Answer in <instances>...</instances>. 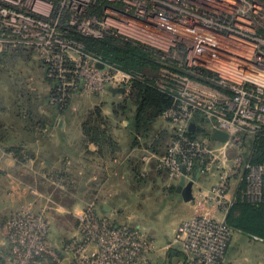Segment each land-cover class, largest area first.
Returning a JSON list of instances; mask_svg holds the SVG:
<instances>
[{"label":"built area","instance_id":"built-area-1","mask_svg":"<svg viewBox=\"0 0 264 264\" xmlns=\"http://www.w3.org/2000/svg\"><path fill=\"white\" fill-rule=\"evenodd\" d=\"M263 1L0 0V54L34 50L47 78L57 82L50 104L63 108L74 93L122 90L123 99L135 81L145 79L95 57L69 33L112 36L149 50L161 66L154 87L173 101L161 118L177 133L158 168L172 181L196 171L216 175L212 194L201 202L211 201L224 215L232 205L231 179L243 182L240 202L256 204L264 195V165L244 158L245 145L264 138ZM196 115L226 141L189 139ZM55 177L53 185L69 186L67 178ZM20 206L3 223V264H156L160 249L147 233L101 217L93 206L81 212L77 233L60 249L45 210ZM231 239L219 214H196L177 226L173 244L185 256L182 264H222Z\"/></svg>","mask_w":264,"mask_h":264},{"label":"crops","instance_id":"crops-1","mask_svg":"<svg viewBox=\"0 0 264 264\" xmlns=\"http://www.w3.org/2000/svg\"><path fill=\"white\" fill-rule=\"evenodd\" d=\"M36 69L37 74L33 77L34 83H32L35 88H39L38 95L42 101L40 102L41 106L37 109L45 115V118H43V122L31 119L30 121L27 116L28 119H26L24 112L18 107L16 109L13 104L14 112H9V114L14 116L15 121L20 122L16 130H19L23 139L20 142L12 140L7 144L4 143V145L26 148L36 160L40 161V165L37 167V172H34V170L24 168L21 163L12 158H0V160H4L5 168V171L1 173L4 178L1 176L0 178L6 180L3 186L4 195L0 200V211H3L5 215H1L7 218L19 204L28 202L30 199L36 203V207L43 203V200L28 196L26 195L27 192L22 190L20 187L22 183L18 180L20 172L27 171L39 182L43 179L41 173L46 172V170L50 171L52 175L61 174L64 176L63 173L72 177L78 175L84 186V194L87 195L85 205L94 204L97 214L101 217L110 218L117 224L143 230L155 239L160 248V255L155 261L156 264H182L177 257L171 254V250L179 251L172 243L173 234L168 240L165 239L166 237H162L164 235L163 233L161 235V232V237L154 234L153 227L156 225V218L159 219L158 221H165L164 219H169V216H173L175 219L183 218L182 216L188 207L193 204L194 200L184 202L178 192L182 179L185 184H192V197L194 199L196 192L209 191V188L215 185L218 177L216 175L204 176L196 171L188 178L172 181L169 177L163 179L162 173L156 169L155 176L151 178L140 174L137 170L140 163H138L140 143L147 145L154 152L163 150L164 144L172 137L167 123H164L161 118L158 119L156 126L151 124L157 131L155 137L147 134V136L141 137V142L138 141V135L140 133L145 134V132L136 129L134 126L135 117L131 112L126 114L123 124L111 122L112 115L115 116L118 113L117 105L122 99L110 90H107L99 98H90L84 103L73 100L65 110L58 111L47 102L49 87L38 63ZM10 87V91L15 88ZM78 114L79 118H77ZM60 116L64 117L65 120L63 129L58 127ZM24 120L27 122L24 123ZM38 124L42 125L39 127ZM197 124L203 125L205 122L201 119ZM42 129H46L48 133L44 135L41 132ZM148 130L149 128L145 131ZM207 131V134L212 138L213 133ZM153 178L156 181L159 180L161 187L153 185L155 182L152 181ZM146 179L150 180L149 187L146 185L148 184ZM163 181L164 184H162ZM206 181L209 182V186L211 185L208 186V189L203 185ZM242 187L243 182L231 179L227 193L229 202L234 203L238 199ZM157 189H160L159 201L154 197ZM142 190V194L139 193ZM146 195L148 196L143 198ZM129 209L142 210L139 212L142 214H139L137 220L143 219V221L138 224V221L126 220L123 217L124 212H128ZM229 209L230 207L224 215L219 213L220 218L226 221ZM6 255L7 249L3 258L0 259V264H3Z\"/></svg>","mask_w":264,"mask_h":264},{"label":"rangeland","instance_id":"rangeland-1","mask_svg":"<svg viewBox=\"0 0 264 264\" xmlns=\"http://www.w3.org/2000/svg\"><path fill=\"white\" fill-rule=\"evenodd\" d=\"M26 52H28L27 55L26 54H21V56L10 55V57H12V59L9 60L11 64H7L8 66L3 67L0 70V145H2L0 146V158L1 157L3 159H6V157L12 158L16 160L17 162L21 163L24 168L29 169V170H34V172H37V169H38L37 167L38 165H40V161L36 160L28 152L26 148H19V146L13 147V146L4 145V143L7 144L8 142L12 140L20 142L23 139L20 136L21 134L19 130H16L18 129V124H20V122L15 121L14 116L9 114V112H12V113L14 112L13 104L16 106V109L17 107L21 108V106H23L24 109H28L29 115H30L29 118L33 121L35 120V121L43 122L44 120L43 118H45V115H43L41 111L39 112L37 109L38 107L41 106L40 102L42 101L41 97L38 95L39 88L37 87L35 88L33 86V83H34L33 77L37 74L36 64L39 62V57H38V54L34 52V50L24 49L23 53H26ZM91 54L94 55L95 57L102 58L99 55H95L93 53ZM160 68L161 66L158 65L157 68H154L153 70L149 66V68L147 67L145 68V73L146 75L150 77H154L155 75L157 76ZM10 86H12V88L15 87L14 90L12 89V91H10L11 90ZM21 90H23L24 92H21ZM104 93L105 92H103V94ZM78 95L79 93L75 94L73 98L70 100V102L74 100L79 103L80 102L84 103L86 102V100L90 98H94V99L99 98L102 94L101 95H88V96H84V95L78 96ZM116 95L119 96L120 94H116ZM24 96L27 99H24ZM75 98L77 99L75 100ZM55 104L57 103H53L52 106ZM104 108L106 109L107 107L105 106ZM126 114L128 113H122L121 111L120 113H117L115 116L112 115L113 118L111 119V122H118V123L123 124V120L125 119ZM77 118H79V114L77 115ZM202 120L205 122V124L203 125L197 124L196 126L194 125V128H198L197 131L202 134L208 133L207 130H209L208 129L209 124L205 119L202 118ZM26 122L24 120V123ZM157 122L158 121H156L153 125L156 126L158 124ZM195 122L198 123L199 121L196 120ZM153 125L149 127L148 131H144L145 134L140 133L138 135V141L141 142L142 140L141 137H145L147 136V134H150L155 137V135L157 134V131L155 130ZM167 126H169V124H167ZM169 129L171 131L172 137L167 143L164 144L165 148L163 150L154 152L150 147H147V145L140 143L141 145L138 148L139 150L138 163L139 162L140 163L137 166V170L138 172H140V174L149 176V178H151L155 176L154 172L156 169L157 171L162 173L161 176L163 177V179H166V177H169L167 171L159 170L158 168V161H161V160L165 161L166 159H168L169 151L174 145L173 144L175 141L174 138L177 133L170 126H169ZM41 132L44 135L48 133L46 129H42ZM202 139L203 138L194 139L193 141L197 142V140L201 141ZM15 149H20L21 154L16 155ZM229 156L233 158L234 156H236V154L229 153ZM3 162L4 160H0V176H1V173L5 171ZM50 173L51 172L48 170H46V172H42L41 177L43 179H41L40 182L37 181L35 177L31 176L27 171L19 173L18 180L22 183V186L20 187L22 188V190L27 192L26 195L33 196L29 193L34 192L40 196L38 200L40 199L43 200V203L38 204L37 207H36V203H33L31 199L28 202L19 204V206L28 205V207H31L33 210L34 209L35 210H45V216L46 218H48L50 222L51 239L54 241L57 248L60 249L61 245L70 241L71 238L75 236V234L77 233L79 215L81 214V212L87 206H93L94 210L96 211V206L94 204H89V205L84 204L86 201L87 195L84 194V191H83L84 186L82 185V180L78 177V175L72 177L71 175H67L65 173H63L64 176L60 174L61 176L67 178L69 182V186L66 188H58L57 186L53 185L52 181H54V179L56 178L55 176H59V175L54 176ZM55 173L58 174L57 172ZM204 176H208V175H204ZM1 177L4 178V176H1ZM3 178H0V200L2 199V196L4 195L3 186L6 182V180ZM146 180H147L146 183H148L146 185H148L149 187L150 180L148 179ZM152 181H155L153 183L155 187L156 186L161 187L160 185L161 183H159V180L156 181V179L153 178ZM162 184H164V181L162 182ZM210 184L212 183L210 182ZM203 185L204 187L208 189L209 182L206 181L204 182ZM212 186L209 188L210 189L209 191L203 190L201 192L199 191L196 192V194L194 195V199L196 200V202L193 201V204L188 207L186 213L184 214V216H182L183 218H178L179 219L178 220V219H175L173 216H169V219H164L165 221H158L159 219L156 218L157 222H156L155 227H153V229L155 230L154 234L156 236L161 237L160 236V232H161V235L162 233L164 235L162 237H166L165 239L168 240L171 234H173L172 236H174L177 226L181 222L190 220L196 214L203 216V217L212 216V217L218 218L219 211L216 208H213L211 201L206 202L204 200L203 202H201L202 198H206L210 196V191L212 194ZM159 190L160 189H157L154 195L157 201H159V196H158ZM142 192L143 190L140 191L139 193L142 194ZM147 196L148 195L144 196L143 198H146ZM197 202L199 203L197 204ZM19 206L16 209H18ZM127 211L128 212H124V216H123L124 218H126V220H129L130 222L138 221V224L143 221V219L141 220L139 219L140 221L137 220L139 218V214H142V213H139L142 210L135 211V210L129 209ZM191 212H192V215H191ZM1 214L5 215V213H3V211H0V259L3 258L4 253L7 249V244L2 237V227H3V223L8 218V217L6 218L5 216ZM173 229H174V232L172 233ZM152 236L156 238L153 234ZM150 238L156 243L155 239H153L152 237ZM156 245L158 246L157 243ZM159 255L160 254L158 253L157 256ZM225 261H226L225 264H264V244L253 241L243 235L234 234L232 237V241L228 247Z\"/></svg>","mask_w":264,"mask_h":264},{"label":"trees","instance_id":"trees-1","mask_svg":"<svg viewBox=\"0 0 264 264\" xmlns=\"http://www.w3.org/2000/svg\"><path fill=\"white\" fill-rule=\"evenodd\" d=\"M69 35L74 40L82 43L88 52L101 56L105 61L116 65L126 72L134 74L140 78H145L144 80L135 81L130 88L129 95L123 98L117 105L118 113L121 111L122 113H128L130 111L134 115V126L138 131L144 132L151 124H154L160 119L166 110L172 108L173 101L171 98L154 87L157 76L150 77L145 73L146 67L149 68L150 66L154 70V68H157L158 66L155 57L149 50L144 47L132 45L129 42L112 36H105L103 39L95 40L82 37L74 32L69 33ZM23 52L24 50H15L0 54V70L3 67L8 66L7 64H11L9 60H11L12 57H10V55L21 56V54H28V52ZM38 64L41 66L45 80L48 83V104L52 108L62 111L67 108L70 104L68 102H70L73 96L77 93H74L73 96L68 99L63 108L62 105L58 103L52 106L49 102L51 98L56 97L55 89L57 88V82L47 78V66L43 62L39 60ZM24 99L27 98L24 96ZM20 109L24 112L25 117L27 116L29 118V114H27L29 113L28 109H24L23 106H21ZM199 116L200 115H196L192 121L195 126V121L202 119L201 116ZM27 117L26 119H28ZM38 125L40 127L42 124ZM197 130L198 128H194V130L188 132L187 137L191 140L209 138L210 135L207 133L202 134ZM244 151V158L248 159L249 157L252 164L264 165V138L253 140L249 144H246ZM15 154L20 155V149H15ZM225 223L232 231V237L234 234H240L253 241L264 244V195L256 204L240 202V200L237 199L230 206ZM171 254H173L174 257H177L179 261L184 262L185 256L180 251L171 250ZM225 263L226 261L224 260L222 264Z\"/></svg>","mask_w":264,"mask_h":264},{"label":"water","instance_id":"water-1","mask_svg":"<svg viewBox=\"0 0 264 264\" xmlns=\"http://www.w3.org/2000/svg\"><path fill=\"white\" fill-rule=\"evenodd\" d=\"M110 91L113 92V93H116V94L123 93L122 90H110ZM58 127L60 129L64 128V117H62V116H60L58 118ZM193 128H194V124H191L189 126V130L192 131ZM212 139L214 141H218L220 143H224L226 141V139H227V136L225 134L221 133V132L216 131V132H214L212 134ZM180 185L181 186L178 189V192L181 195L183 201L186 202V203L192 201L193 200V197H192V184L191 183L185 184L184 180L182 179Z\"/></svg>","mask_w":264,"mask_h":264}]
</instances>
